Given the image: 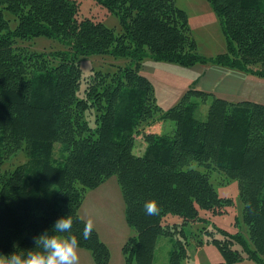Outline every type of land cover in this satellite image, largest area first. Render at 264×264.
I'll return each instance as SVG.
<instances>
[{"label": "trees", "instance_id": "16d2710c", "mask_svg": "<svg viewBox=\"0 0 264 264\" xmlns=\"http://www.w3.org/2000/svg\"><path fill=\"white\" fill-rule=\"evenodd\" d=\"M95 1L118 16L117 35L80 19L75 0H0V253H11L14 244L32 248L34 237L69 215L78 248L106 264L107 248L93 228L83 238L87 222L78 212L87 190L116 176L126 224L135 232L121 247L123 264H152L157 238L175 234L185 241L173 243L167 264H180L185 227L200 221L201 211L215 215L231 203L216 194L206 173L214 170L237 180L248 234L219 229L222 238L211 241L222 264L239 262L242 253L264 264V105L189 89L163 112L140 73L150 58L264 79V0H207L226 39V51L209 59L195 52L175 0ZM40 36L65 49L45 53L24 45ZM105 54L124 62L111 73L93 72L80 90L81 59ZM207 102L205 119H198ZM167 121L172 128L148 136L141 154L132 152L142 125ZM19 154L24 160L14 165ZM147 200L156 202V214L145 212ZM166 217L180 224L163 225Z\"/></svg>", "mask_w": 264, "mask_h": 264}, {"label": "rangeland", "instance_id": "374dc122", "mask_svg": "<svg viewBox=\"0 0 264 264\" xmlns=\"http://www.w3.org/2000/svg\"><path fill=\"white\" fill-rule=\"evenodd\" d=\"M75 1L78 3V16L80 19L85 17L99 21L107 28L113 29L115 35L120 32V22L117 15L108 13L95 0ZM175 4L186 16L189 34L193 39L195 52L199 56L209 59L226 51V39L218 17L207 0H175ZM24 45L30 50L45 53L65 49V46L59 41L44 36L37 37L24 43ZM123 62L122 59H115L109 54L90 55L82 58L80 61L82 72L80 90L84 87L83 79L87 80L93 72L100 70L111 73L115 70L114 66L122 65ZM140 73L145 77L147 76L151 82L155 102L164 112L181 100L185 93L183 88L192 75V69L171 63L155 62L150 58H145L142 62ZM208 104V102L200 104L196 112L198 119H205ZM90 119V122H92V115ZM170 128H172V122L168 121L155 122L153 125H142L138 130L135 147L132 152L136 155L141 154L148 136L167 132ZM18 156L14 160V165L24 160L22 154ZM55 156H57V153H55ZM191 165L200 171H204L202 167L195 163ZM206 173L218 197L228 199L231 203L223 209L222 213L215 215L201 211V220L189 223L185 227L186 256L181 260L180 264L224 263L222 255L211 241L213 237L216 239L222 238L219 229H223L230 234L239 233L245 239H248L246 226L242 222L243 204L239 197L237 180L228 179L224 174L214 170H208ZM42 185L45 187L49 184L43 183ZM124 209L125 204L116 176L110 177L96 189L87 190L79 208V216L86 222H92L93 229L97 233L99 240L108 250L109 258L106 264H123L121 247L129 236L135 234L126 224ZM163 222V225L171 228L175 224L178 226L180 219L166 217ZM177 229L179 228L176 227L175 231ZM177 239L185 241V238L183 239L182 236L177 234L173 237H158L152 264H167L169 253ZM232 248L240 250L236 245H233ZM242 254L243 258L235 264H259V262L247 259L244 253ZM86 255L89 256V259H86ZM78 258L77 264H95L91 254L85 249L78 248ZM262 259L264 261V256Z\"/></svg>", "mask_w": 264, "mask_h": 264}, {"label": "clouds", "instance_id": "9594fccd", "mask_svg": "<svg viewBox=\"0 0 264 264\" xmlns=\"http://www.w3.org/2000/svg\"><path fill=\"white\" fill-rule=\"evenodd\" d=\"M148 215L158 212L154 200L144 203ZM72 219L69 215L59 217L50 229L34 237V246L19 249L15 244L14 251L5 255L0 253V264H77L79 242L71 234ZM92 222L88 221L83 229V238L88 239L92 233ZM67 233V235H63Z\"/></svg>", "mask_w": 264, "mask_h": 264}, {"label": "crops", "instance_id": "0c3cea01", "mask_svg": "<svg viewBox=\"0 0 264 264\" xmlns=\"http://www.w3.org/2000/svg\"><path fill=\"white\" fill-rule=\"evenodd\" d=\"M189 68L192 75L183 91L194 89L229 102L249 101L264 105V79L213 64ZM86 259H89L88 255Z\"/></svg>", "mask_w": 264, "mask_h": 264}]
</instances>
